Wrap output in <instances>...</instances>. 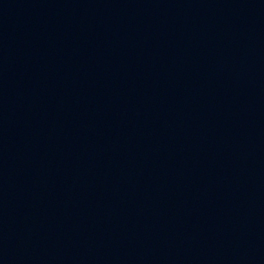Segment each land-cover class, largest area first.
<instances>
[{"label":"water","instance_id":"water-1","mask_svg":"<svg viewBox=\"0 0 264 264\" xmlns=\"http://www.w3.org/2000/svg\"><path fill=\"white\" fill-rule=\"evenodd\" d=\"M0 264H264V0H0Z\"/></svg>","mask_w":264,"mask_h":264}]
</instances>
